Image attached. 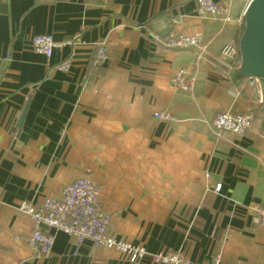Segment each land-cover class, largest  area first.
Listing matches in <instances>:
<instances>
[{
  "label": "crops",
  "instance_id": "0c3cea01",
  "mask_svg": "<svg viewBox=\"0 0 264 264\" xmlns=\"http://www.w3.org/2000/svg\"><path fill=\"white\" fill-rule=\"evenodd\" d=\"M214 1H231L239 18L251 0ZM175 31L202 36L201 61L200 49L165 45ZM243 31L199 17L196 0H0V264H158L161 253L264 264V227L253 222L264 207V123L243 136L212 130L222 112L259 109L221 59ZM41 35L71 43L47 59L30 45ZM101 44L108 59L95 65ZM67 60L68 72L56 69ZM187 67L198 72L191 94L171 86ZM164 111L175 121L155 118ZM86 175L109 233L144 246L145 259L54 231L50 256H36L20 205L59 199Z\"/></svg>",
  "mask_w": 264,
  "mask_h": 264
},
{
  "label": "built area",
  "instance_id": "2783aa9c",
  "mask_svg": "<svg viewBox=\"0 0 264 264\" xmlns=\"http://www.w3.org/2000/svg\"><path fill=\"white\" fill-rule=\"evenodd\" d=\"M197 15L201 18H211L218 21L222 26L238 24L245 26V18L242 15L235 18L232 14L231 1L220 2L214 0H196ZM202 36H187L178 32H172L165 40V45L171 48H196L200 49L197 61L203 59ZM71 42L58 44L50 35L34 36L30 40L31 48L38 54L50 59L53 50ZM108 59V51L105 44L98 48L94 59L95 65H103ZM221 59L230 70L238 69L241 65V53L238 44H226L221 51ZM71 67L70 61H64L56 66V69L68 72ZM198 72L193 67L176 70L171 78V86L182 93H193L197 83ZM246 84L255 90L258 97V107L264 108V84L260 78L245 80ZM155 118L160 121L172 123L175 121L169 111L158 112ZM255 119L252 109L241 114L231 112L220 113L212 123L213 133L221 136L229 133L236 136L245 135ZM221 186L217 187L220 192ZM34 221V231L28 242L36 256L47 257L52 253L55 244V233H63L75 240L77 246L85 241L94 246L106 249H114L125 256L130 262L136 263L145 259L148 255L144 246H135L125 241H118L109 233L111 216L101 207L99 202V188L90 176L86 175L67 185L62 190L59 199L47 198L41 206L29 202H23L19 208ZM253 222L258 227H264V207L256 206L254 209ZM45 228L49 230L44 231ZM155 260L158 264H201L193 262L180 254H157ZM212 264H222L221 258L216 257Z\"/></svg>",
  "mask_w": 264,
  "mask_h": 264
},
{
  "label": "water",
  "instance_id": "95a60500",
  "mask_svg": "<svg viewBox=\"0 0 264 264\" xmlns=\"http://www.w3.org/2000/svg\"><path fill=\"white\" fill-rule=\"evenodd\" d=\"M244 18V31L239 42L241 65L233 74L238 81L260 78L264 84V0H251ZM25 114L26 110L18 127L22 126Z\"/></svg>",
  "mask_w": 264,
  "mask_h": 264
},
{
  "label": "trees",
  "instance_id": "16d2710c",
  "mask_svg": "<svg viewBox=\"0 0 264 264\" xmlns=\"http://www.w3.org/2000/svg\"><path fill=\"white\" fill-rule=\"evenodd\" d=\"M254 113H255V119H254V122L253 124L255 123V121H260L262 124L264 123V108H259V109H256V110H253ZM252 124V125H253Z\"/></svg>",
  "mask_w": 264,
  "mask_h": 264
}]
</instances>
